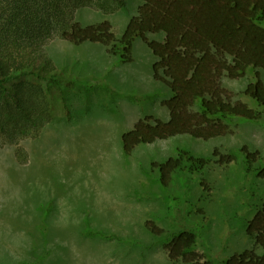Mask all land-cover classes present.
<instances>
[{"label": "rangeland", "instance_id": "374dc122", "mask_svg": "<svg viewBox=\"0 0 264 264\" xmlns=\"http://www.w3.org/2000/svg\"><path fill=\"white\" fill-rule=\"evenodd\" d=\"M140 5L141 0H99V7L78 8L75 20L108 21L119 38ZM44 50L56 66L94 88L69 90L65 105L58 92L37 94L34 123L17 125L12 143L0 136V264H173L162 248L184 230L195 233L194 251L211 264L251 249L246 225L264 201V179L253 172L264 164V118L234 121L221 138L179 136L139 145L127 156L123 133L146 116L168 119L162 102L170 92L152 77L155 58L147 45L135 40L128 64L100 45L76 47L58 38ZM254 74L249 69L240 79L222 81L251 108L255 104L243 91ZM244 146L260 156L250 171L238 152ZM214 150L235 160L219 165ZM181 151L208 163L191 172L184 160L164 188L154 165ZM147 221L162 235L148 233Z\"/></svg>", "mask_w": 264, "mask_h": 264}, {"label": "trees", "instance_id": "16d2710c", "mask_svg": "<svg viewBox=\"0 0 264 264\" xmlns=\"http://www.w3.org/2000/svg\"><path fill=\"white\" fill-rule=\"evenodd\" d=\"M85 5L99 7V0H0V136L9 143L18 139L17 125L34 123L37 94L58 92L65 105L69 90L89 92L94 88V84L74 78L54 64L44 47L55 38L76 47L100 45L123 64L132 62L137 39L152 52V77L170 92L162 102L168 119L146 116L123 133L122 151L127 156L139 145L179 136L201 141L221 138L230 133L234 121L259 123L264 118L260 75L264 72V0H141L119 38L108 21L89 25L77 22L75 12ZM152 35L162 39L151 41ZM249 69L255 74L243 95L255 108L236 100L222 84L223 79L244 77ZM238 152L246 158L247 171L260 160L259 152L246 146ZM212 157L219 165L235 160L233 154L218 150ZM184 160L191 172L208 163L181 151L176 158L154 165L162 187L171 183ZM253 172L264 179V164ZM145 229L155 237L163 233L154 221H147ZM84 233L103 236L99 231ZM245 233L252 242L251 249L222 264H264V201L248 221ZM109 237L120 240L116 235ZM195 242V233L184 230L173 235L162 249L173 264H211L194 251Z\"/></svg>", "mask_w": 264, "mask_h": 264}]
</instances>
